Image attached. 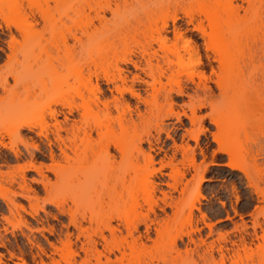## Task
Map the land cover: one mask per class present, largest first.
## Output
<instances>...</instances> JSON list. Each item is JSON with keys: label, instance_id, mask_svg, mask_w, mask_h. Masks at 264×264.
<instances>
[{"label": "rangeland", "instance_id": "1", "mask_svg": "<svg viewBox=\"0 0 264 264\" xmlns=\"http://www.w3.org/2000/svg\"><path fill=\"white\" fill-rule=\"evenodd\" d=\"M47 2L48 6H44L43 0H0V108L17 105L19 110L23 109L22 113L14 111L13 114H7L8 122L20 116L23 120L51 125L53 120L48 115L49 110L65 111L64 102L79 105L81 96L84 100L92 98L96 80L91 74L96 72L100 99L111 105L114 99L122 104L127 103L129 110L126 118L131 116L136 124L137 137L142 138L141 148L154 156L153 163L148 166H145L143 156H137L132 174L136 221L134 237L137 239L139 262L220 264L223 254V264H264V186L260 181L264 174V83L259 75L253 98L262 104L260 108L257 107L259 111L256 114L252 111L255 116L251 114L247 120L248 153L234 159V151L228 147L229 141L225 140L221 144L216 141L219 127L211 120L226 105L220 101V91L210 71L209 63L213 66L216 64L213 53L205 48L207 37L201 33L209 30L204 15H200L203 13H199L202 2ZM234 3L239 6V14L243 15L247 9L246 1L235 0ZM39 4L41 9L44 7L41 14ZM174 16L175 21L172 20ZM54 22L59 29L50 31L48 26ZM19 24L32 25L33 32L31 29L32 33L24 34L18 29ZM175 28L194 41L201 64L187 66L186 60L178 64L175 55L164 54L152 43L147 51L154 64L155 75L163 71L159 81L152 87L149 85L150 78L131 64L124 63L122 58L140 59V44L148 37H155L157 32L167 38V44L173 43ZM177 47L180 49L181 41H177ZM167 61L172 64L168 66ZM258 62L264 63V53ZM258 62L256 66H260ZM117 68H122L127 74L126 87L137 96L131 95L126 88H121L120 92L116 89L120 85L118 80H113ZM134 75L138 77L132 81ZM106 77L113 81L105 80ZM173 80L182 83L185 91L193 97L196 94L202 96L201 87L205 84L216 106L211 108L206 103L195 107V118L190 120L192 113L187 105L188 98L170 91L174 88ZM167 93L171 96L170 106L164 100ZM111 109L114 115L116 111L113 107ZM58 119L62 120V115ZM194 135H197L196 141ZM21 136H33L42 153L30 146L26 149L23 137L11 141L4 136L2 142L5 146L0 145V154L7 166H1L2 170L14 173L19 165L31 160V157L36 162L49 163L43 138L41 141L34 133L25 130ZM184 143L189 147V157L185 156L186 159L181 155V148L175 147ZM9 147L19 150L20 158L17 161ZM222 147L229 148L230 153L223 151ZM170 157L174 159L177 174H185L182 183L187 182V186L182 194L181 181L180 185L178 181L174 183L173 178L169 177L171 169L161 167ZM234 162L237 165L231 168L229 165ZM0 164L4 162L0 160ZM158 169L162 174L157 173ZM44 172L55 182L50 171ZM200 176L204 178L201 181ZM25 177L28 183L37 187L39 201L27 203L21 199V203H18L20 208L13 216L9 215L7 204L0 202V264H36L39 261L38 249L27 241L21 230L49 252L47 240L54 241L56 236L49 233L48 227L53 226L59 232L65 229L68 222L66 213L49 203H42L46 194L31 180L38 177L36 172L25 170ZM104 178V175H98L97 191L101 189ZM151 181H155L157 187L154 195L149 196ZM166 183L176 184V190ZM256 183L258 188L253 185ZM161 191H165L174 203H162ZM51 194H54V190ZM64 205L67 207L71 203ZM112 205L107 203L106 209ZM35 208L37 212L32 217ZM3 216L10 217L13 223L25 219L30 229L8 224ZM119 227L124 232L122 226ZM69 229L73 230L71 226ZM72 240V249L82 256L83 253L78 250L80 243L74 237ZM243 247L247 250L243 251ZM207 252L212 253L214 262L202 258ZM80 260L81 257L76 256L77 264Z\"/></svg>", "mask_w": 264, "mask_h": 264}, {"label": "bare ground", "instance_id": "2", "mask_svg": "<svg viewBox=\"0 0 264 264\" xmlns=\"http://www.w3.org/2000/svg\"><path fill=\"white\" fill-rule=\"evenodd\" d=\"M47 1L43 0L44 6L48 4ZM53 1L58 2V0ZM84 1L87 2V0ZM196 1L202 2L199 3V7L202 5L199 13H203L200 15H204L209 26L208 32L201 31V33L206 35L205 48L213 53L212 58L216 62L215 66L209 63L210 71L214 75L215 83L220 91V101L226 105L216 117L211 118L219 127L215 139L219 144L225 140L229 141L228 147L234 151L233 158H242L248 153L246 146L247 120L249 115L255 116V112L259 111L257 107H261L262 104L260 100L253 97L259 75H261L260 80L264 83V63L258 62L264 53V0H240L247 3V9L243 15L239 14V6L234 3L235 0ZM40 7L41 4H39ZM42 9H39L40 14L43 12ZM175 19L176 16L172 18L173 21ZM17 27L24 34L33 32L32 28H34L30 24L27 26L19 24ZM48 29L55 31L59 29V26L54 22L49 24ZM177 41H181L180 49L177 47ZM152 43H155L164 54L175 55L178 64H183L185 60L188 63L187 66L196 67L201 64L194 41L181 33L179 29L175 28L174 42L171 44H167V38L157 32L155 37H148L140 44V59L122 58L124 63L131 64L150 78L149 85L152 87L163 75V71L158 76L155 75L154 64L147 51L151 48ZM42 49L47 51L46 48ZM260 53L261 55H259ZM257 62L260 66H256ZM166 64L169 66L172 62L167 61ZM91 75L96 80L92 98L87 97L84 100L81 96L82 102L79 105H74L73 102H64L62 105L66 107L65 111L49 110L48 115L53 120L51 125L23 120L20 116H16L15 119L8 122L7 114H13L14 111L22 113L23 109L19 110L17 105L0 108V145L5 146L2 142L4 136H7L11 141L21 139L23 137L21 132L25 130L27 133H34L39 140L42 141V138L45 140L44 144L49 159V163H45L43 161L36 162L31 157V160L19 165L17 171L11 173L1 169V166H7V164L0 154V160L4 162V164H0V202L7 204V210L11 216L20 208L18 203H21V199L27 203H38L37 187L34 188L25 177V170L35 171L38 177L31 180L38 184L46 194L42 203H49L68 215V222L64 230L56 232L53 226L48 227L49 233L56 236L54 241L46 239L50 247L49 252H46L40 244L33 242V239L21 230V234L26 237L27 241L38 249L39 261L36 264H77L76 256L78 255L81 257L78 264H141L137 239L134 237L136 221L134 176L132 174L135 171L137 156H143L145 166L153 163L154 156L150 151L145 152L141 148L142 138L137 137L136 124L131 116L126 118V113L129 110L127 103L122 104L114 99L111 105L110 102L101 100V90L97 84L98 74L94 72ZM137 77L138 75H134L132 81ZM105 80H118L120 85L116 86V89L119 92L121 88H126L131 95L137 96L132 89L126 87L128 77L122 68H117V74L113 80L107 77ZM172 83L174 88H171L170 91L188 98L187 105L190 106L189 109L192 113L190 120L195 118V107H201L208 103L213 108L217 104L211 99L212 94L207 91L208 88L205 84L201 87L202 96L196 94L195 99L193 95L185 91V86L182 83L180 84L177 80H173ZM1 86L4 88L3 83ZM98 94L100 95L98 96ZM164 100L169 106L171 105L169 93L164 96ZM112 107L116 111L114 115ZM60 115H62V120L58 119ZM220 121L221 123H219ZM160 129L159 127L158 130L160 131ZM48 131H50L52 139L49 137ZM193 137L196 141L197 135ZM23 143L26 149L30 146L42 153L33 136L23 137ZM54 147L58 153L55 152ZM175 147L181 148L179 149L181 155L189 157L187 143L175 145ZM9 149L17 161L18 157L20 158L19 150L14 147H9ZM221 149L230 153L229 148L222 147ZM30 155L32 156V154ZM184 157L183 159H186ZM236 165L234 162L229 166L234 168ZM161 167L171 169L169 177L173 178L174 183L181 181L180 193L182 194L187 182L182 183L185 174L183 172L177 174L173 157L165 161ZM121 168H123L122 172H118ZM45 170L54 175L55 182L45 174ZM157 173L162 174L160 169L157 170ZM99 174L104 175L105 178L101 183V189L97 191L96 179ZM244 174L249 177L247 172ZM262 176L260 181L264 186V176ZM177 177L178 180H175ZM203 179V176L199 177V181ZM166 185L176 190L175 185L170 183H166ZM253 185L256 188L259 187L257 183ZM156 187L157 183L151 181L148 190L149 196L154 195ZM52 190H54V194H51ZM161 193L162 203H174L165 191H161ZM64 203H71V205L65 207ZM107 203H113L108 210L106 209ZM36 212V208L33 209L32 217L36 215ZM3 219L13 226L30 229L25 219H19L16 223H13V220L8 216H3ZM70 226L73 230L69 229ZM119 226H122L124 232ZM42 229L44 228L42 227ZM72 237L80 243L78 250L80 249V252L83 253V257L78 254V251L72 249V245H74ZM242 249L243 251L247 250L246 247ZM206 254H203L202 258L214 262L212 253L207 252ZM42 255L47 260H44ZM223 257L221 254L220 264H223Z\"/></svg>", "mask_w": 264, "mask_h": 264}]
</instances>
